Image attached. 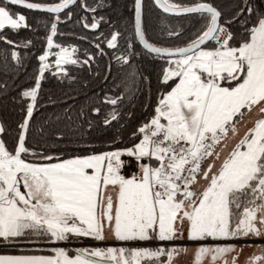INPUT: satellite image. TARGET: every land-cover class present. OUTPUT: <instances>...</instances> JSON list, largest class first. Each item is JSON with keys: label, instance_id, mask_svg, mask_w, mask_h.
I'll list each match as a JSON object with an SVG mask.
<instances>
[{"label": "snow or ice", "instance_id": "obj_1", "mask_svg": "<svg viewBox=\"0 0 264 264\" xmlns=\"http://www.w3.org/2000/svg\"><path fill=\"white\" fill-rule=\"evenodd\" d=\"M152 2L164 14L195 15L202 23L186 46H157L147 37L144 0H133L130 37L115 30L105 38L107 48L118 51L124 40L123 52L115 57L122 66L143 56L163 62V91L153 115L132 133L130 145L117 147L123 143L117 135L106 150L89 146L83 155L61 158L34 152L26 140L41 81L52 67L51 50L59 48L54 75H67L64 66L78 63L73 58L76 48L54 44L58 26L72 18L69 8L77 0H0V42L8 45L17 42L8 39L5 29L17 35L20 30L36 31L26 15L10 6L50 17L44 24L48 50L38 56L33 86L20 93L22 101L30 102L12 148L2 138L0 124V240L11 243L34 233L52 243L104 241L107 229L119 242H160L155 247L84 248L74 256L56 247L50 256L0 255V264H180L189 249L177 241L185 238L196 245L190 264H238L243 246L238 251L230 243L234 240L260 241L255 245L260 254L248 264H264V0H239L229 18L214 0L188 6L175 0ZM80 6L97 10L84 0ZM103 6L101 0L97 7ZM99 26L83 23L93 30ZM161 31L181 35L171 27ZM32 43L28 39L24 47ZM95 47L105 54L99 43ZM11 58L20 62L14 50ZM137 75L129 73L125 83L133 95L139 90ZM120 99L104 102L115 106ZM100 113V108L93 109L94 115ZM245 116L255 118L240 136L238 125ZM118 117L113 109L103 126Z\"/></svg>", "mask_w": 264, "mask_h": 264}, {"label": "trees", "instance_id": "obj_2", "mask_svg": "<svg viewBox=\"0 0 264 264\" xmlns=\"http://www.w3.org/2000/svg\"><path fill=\"white\" fill-rule=\"evenodd\" d=\"M90 8H96L95 12L85 11L81 8V0L71 7L72 18L58 26V35L54 38V44L76 48L74 58H78L75 65H66L67 75L56 74L55 66L45 72L41 81V90L38 104L29 123L27 132V146L36 153H45L61 158H69L75 155L85 154L84 149L91 146L96 151L106 150V145L119 136L123 143L116 145L124 147L130 145L132 133L149 120L153 115L158 95L163 91L160 84V75L163 62L150 56L137 57L131 66L121 65L115 59L124 50V40H120L119 51L107 48L105 38L115 30L125 33L130 37L132 4L133 0H102L103 7H97L101 0H84ZM185 6L195 3L196 0H175ZM214 3L223 12L225 18H229L236 10L239 0H214ZM145 28L150 42L157 46L176 47L186 46L190 38L201 28V21L195 16L175 17L159 11L152 0H144ZM12 11L21 12L28 18V23L36 29L20 30L14 34L8 29L5 33L8 39L16 41L17 46H11L0 42V124L4 126L3 139L9 148H12L17 140L20 129L18 125L25 117L24 109L30 99L21 100L22 90L33 86L39 67L38 56L47 51L44 37L47 29L44 24L49 21L47 14L27 11L17 7H11ZM68 10V11H69ZM67 12V11H66ZM66 12L61 13L64 19ZM103 18V19H101ZM93 21L99 23V28L83 27L84 22ZM38 22L40 27L37 28ZM162 27H171L181 32L179 37L169 36L167 31H161ZM31 39L32 44L24 47L26 40ZM99 43L104 55L99 54L95 45ZM137 48H140L137 43ZM54 47L51 52H57ZM16 51L20 56V62L11 58V52ZM89 59L87 64L83 61ZM53 61V57L49 62ZM138 75V91L133 95L125 88L129 73ZM142 73L147 80H141ZM121 97L117 105L105 103L108 98ZM100 108L99 115L93 114V109ZM115 109L119 113L118 120L111 126H103L104 117ZM91 122V127H89ZM33 158V157H30ZM29 240L47 241L45 237L26 234L17 238L15 242ZM89 238L73 239L72 241H90ZM2 240H0V243ZM75 255L73 250H68ZM20 253H48L47 251H19L0 247V254Z\"/></svg>", "mask_w": 264, "mask_h": 264}, {"label": "crops", "instance_id": "obj_3", "mask_svg": "<svg viewBox=\"0 0 264 264\" xmlns=\"http://www.w3.org/2000/svg\"><path fill=\"white\" fill-rule=\"evenodd\" d=\"M245 117H249V116H245ZM244 124H245V122L243 121L242 123H240L238 125V128L240 129ZM131 171H132V169H130V168L129 169H125L124 174L125 175H129L131 173ZM204 183H205L204 181H202V180L200 181L201 185H203ZM107 233H108V230L105 229L106 239L104 241H97V240H94V239H91V238L90 239L92 241H96V242L102 243V244H104L106 246L112 245L114 247H125V248L155 247L156 244L159 243V242L148 243V242H135V241L119 242V241H115L112 236H108ZM240 241L241 240H234V241H231L230 243L235 244L237 246V248H238V251H239L240 246H244L243 247V251L240 252V254H239L238 264H248L249 258L251 256L260 254L259 248L257 246H255V245H258L260 243V241H248V243L245 244V245H240ZM177 243L178 244L179 243H183L186 247H188L189 255L191 254V250L196 246L193 242L187 241L186 238L183 241H177ZM208 243H213V242L212 241H208ZM248 244H252L254 246H247ZM167 246L171 247L172 245L169 243V244H167ZM53 249L54 248L47 249L48 253H44V254H42V253H20V254H0V255H9V256H22V255L23 256H50V255H54ZM102 249H107V247H104ZM69 255H71V254L69 253ZM233 255H235V254H233ZM71 256H74V255H71ZM187 256L188 255L183 256V258L185 259Z\"/></svg>", "mask_w": 264, "mask_h": 264}, {"label": "built area", "instance_id": "obj_4", "mask_svg": "<svg viewBox=\"0 0 264 264\" xmlns=\"http://www.w3.org/2000/svg\"><path fill=\"white\" fill-rule=\"evenodd\" d=\"M50 244H51V242H50ZM108 246H106L102 243L96 242V241H92V240H90V241L62 242L61 244H59V247H63L66 250H72V249H79L80 250V249H84V248H88V249L104 248V247H108ZM0 247L15 249V250H19V251H38V252H40V251H47V249H50L52 247V245H49V241L29 240V241H23V242H15L14 241L11 243L2 241L0 243Z\"/></svg>", "mask_w": 264, "mask_h": 264}, {"label": "rangeland", "instance_id": "obj_5", "mask_svg": "<svg viewBox=\"0 0 264 264\" xmlns=\"http://www.w3.org/2000/svg\"><path fill=\"white\" fill-rule=\"evenodd\" d=\"M69 48V50L71 51V47H68ZM57 52H59V49L57 50ZM57 52H55V53H57ZM52 53V52H51ZM51 57H53V61L52 62H49V63H52L54 66H55V59H56V57H55V55H54V53L53 54H50V56H49V59L51 58ZM74 58V57H73ZM255 117L254 116H252V117H245L244 118V122H245V124L239 129V134H240V136H243V134L245 133V131H246V129H247V127H250L251 126V121H252V119H254ZM235 141L234 140H232V141H230L229 142V147H231L232 146V144L234 143ZM225 154H226V152H225ZM33 235L34 236H38V235H36V234H34L33 233ZM107 235L108 236H112L111 235V233L108 231V233H107ZM90 239V238H89ZM258 241V240H257ZM48 243V242H47ZM62 242H56V243H52L51 242V244H50V242H49V245H52V247L51 248H56V247H59V244H61ZM248 243V242H247ZM246 244V242L244 241V240H241L240 241V245H245ZM109 246H112V245H109ZM244 247V246H243ZM190 259H191V254L190 255H188L185 259L183 258V257H181V259H180V264H190Z\"/></svg>", "mask_w": 264, "mask_h": 264}, {"label": "water", "instance_id": "obj_6", "mask_svg": "<svg viewBox=\"0 0 264 264\" xmlns=\"http://www.w3.org/2000/svg\"><path fill=\"white\" fill-rule=\"evenodd\" d=\"M77 1H78V0H77ZM73 6H74V5H70V8L73 7ZM154 6H155V5H154ZM155 7H156V6H155ZM17 8L24 9V8H21V7H17ZM70 8H69V9H70ZM156 8H157V7H156ZM157 9H158V8H157ZM24 10H27V9H24ZM158 10H159V9H158ZM27 11H32V10H27ZM66 11H68V10H65V12H66ZM159 11H160V10H159ZM33 12H36V11H33ZM44 14H45V13H44ZM91 30H93V29H91ZM139 46H140V45H139ZM140 47H142V46H140ZM108 247H114V246H108ZM108 247H107V248H108ZM72 250L75 252V254H77V252H78L79 249H72ZM97 259H98V258H97ZM107 264H112V262L109 261V262H107Z\"/></svg>", "mask_w": 264, "mask_h": 264}]
</instances>
